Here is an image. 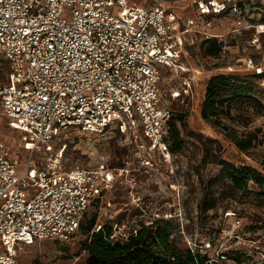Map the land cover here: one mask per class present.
I'll list each match as a JSON object with an SVG mask.
<instances>
[{
	"label": "built area",
	"instance_id": "2783aa9c",
	"mask_svg": "<svg viewBox=\"0 0 264 264\" xmlns=\"http://www.w3.org/2000/svg\"><path fill=\"white\" fill-rule=\"evenodd\" d=\"M261 3L0 0V67L8 64L0 106L8 122L27 133L30 147L18 174L20 150L16 155L0 137V264H21L15 252L23 244L70 240L91 204L128 171L103 155L90 167H66V142L45 162L37 163L39 153L67 131L112 130L128 134L143 161L152 163L157 153L171 160V109L161 98V70L193 58L186 50L189 31L220 16L245 17ZM186 8L191 12L184 17ZM134 202L143 208L138 190ZM139 218L115 221L111 239L125 240L156 217Z\"/></svg>",
	"mask_w": 264,
	"mask_h": 264
},
{
	"label": "rangeland",
	"instance_id": "374dc122",
	"mask_svg": "<svg viewBox=\"0 0 264 264\" xmlns=\"http://www.w3.org/2000/svg\"><path fill=\"white\" fill-rule=\"evenodd\" d=\"M190 12V8L184 9L183 16ZM189 33L186 50L193 58H183L180 65L164 68L160 73L161 98L171 109L172 159L166 160L157 153L152 163L143 161L136 142L117 131L98 135L76 130L63 133L45 153H39L37 163L45 162L66 142V167H90L103 155L110 166H125L128 171L117 177L119 181L108 195L91 204L82 226L70 240L42 239L18 246L15 256L21 264H88L86 244L93 232L94 223L90 224L94 217L104 225L139 217L173 218L176 228L172 237L181 246L207 252L210 264H264V205H257L249 196L236 201L221 198L215 208L202 209L204 199L219 194L221 189L212 181L221 170L219 157L264 172V141L243 151L230 135L234 130L238 135L257 130L261 141L264 114L256 101L252 100V105L243 99L234 101L230 116L221 118L222 125H229L227 130L202 114L205 82L219 73L240 74L253 81L252 93L264 99V76H257L264 73V4L245 17L210 19L205 28ZM7 70L5 62L0 67L3 82ZM0 137L16 155L20 150L17 171L23 173L30 148L28 136L8 122L1 106ZM137 190L141 192L143 208L134 202Z\"/></svg>",
	"mask_w": 264,
	"mask_h": 264
},
{
	"label": "trees",
	"instance_id": "16d2710c",
	"mask_svg": "<svg viewBox=\"0 0 264 264\" xmlns=\"http://www.w3.org/2000/svg\"><path fill=\"white\" fill-rule=\"evenodd\" d=\"M257 76L262 77L264 73H257ZM253 84V81L244 79L240 74L212 75L204 87L203 117L227 130L229 125L225 123L222 125L221 118L230 116L233 102L241 99L250 105L254 104L252 100L256 101L258 104L255 105L261 107V114H264V99L262 97L259 99L252 93ZM262 92H264L263 87H261ZM169 129L171 145L173 130L171 117ZM230 135H233L237 146L243 151L254 147L256 142L264 141V137L259 141L257 130H248L243 135H238L234 130ZM217 162L221 164V170L212 181L217 182L218 188L221 189L219 194L214 193L211 198L204 199L203 210L215 208L221 198L236 201L238 197L250 196L257 205H264V172L254 166L240 165L223 157H219ZM261 163L264 166V159ZM115 221L104 225L96 222L95 217L92 219L90 225L94 223L93 232L86 244L89 252L88 264H210L212 262L207 252H195L189 247L181 246L172 237L176 228L173 218H155L150 224L143 223L129 238L117 241L110 237Z\"/></svg>",
	"mask_w": 264,
	"mask_h": 264
}]
</instances>
